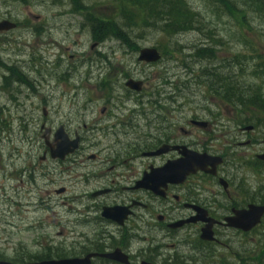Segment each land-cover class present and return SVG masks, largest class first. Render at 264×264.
I'll use <instances>...</instances> for the list:
<instances>
[{"label": "rangeland", "instance_id": "obj_1", "mask_svg": "<svg viewBox=\"0 0 264 264\" xmlns=\"http://www.w3.org/2000/svg\"><path fill=\"white\" fill-rule=\"evenodd\" d=\"M124 1L80 0L83 7H88L80 13L73 10L69 0H0V21L17 24L15 30L0 36L2 47H7L0 53V61L18 62L25 72L30 70L33 83L29 97L26 87L11 79L6 67L0 71V260L29 262L47 248L59 247L63 234L71 227L74 214L70 212L84 190L60 181L58 174L66 165L40 160L46 149L44 131H39L42 124L54 127V133L62 128L72 140L69 133L79 128L85 133L83 127L89 130L92 118L105 122L126 118L133 124L134 132L152 135L157 134L162 123L180 126L182 117L216 119L217 132L207 135L203 142L232 156L231 167L248 184L243 190H257L264 184V166L257 169L244 158L250 159L249 153L264 148V128L243 133L239 130L256 124L257 115L243 112L240 106L227 105L212 93V88L219 87L217 81L225 77L236 94L245 96V89L251 87L258 88L264 98V12L248 11L243 22L228 15L219 0H186L198 13L200 22L187 32L171 35L162 31L163 23L145 27L143 19L137 17L136 25L125 27L119 16ZM231 1L242 7L240 0ZM87 13L97 19L117 21L132 45L123 46L110 37L101 44L96 42L84 20ZM199 48L211 49L210 57H195ZM143 49H153L161 58L139 64ZM128 78L144 82L141 93L124 86ZM102 83L108 84L106 88L101 87ZM104 106L112 118L102 117L100 109ZM43 108L49 112L47 117L43 116ZM244 117L251 122L244 123ZM146 123H151V127H146ZM120 129L111 132L109 139L98 134L100 143H85L86 153L119 151L128 140ZM93 136L89 134L86 140ZM113 138L119 141L115 144ZM241 140H251L253 145L237 146ZM79 172L70 168L62 176L69 173L71 176L65 180L72 181ZM43 173H50L56 183L51 186L38 178ZM32 175L36 182L29 179ZM61 187L66 188L64 194L59 193ZM255 240L257 252L253 254L249 238H243L242 243L231 238V250L241 246L243 262L259 264L258 255L264 249V218ZM229 254L220 249L212 262L225 260L232 256ZM226 260L234 263L231 258ZM261 261L264 264V257Z\"/></svg>", "mask_w": 264, "mask_h": 264}, {"label": "flooded vegetation", "instance_id": "obj_2", "mask_svg": "<svg viewBox=\"0 0 264 264\" xmlns=\"http://www.w3.org/2000/svg\"><path fill=\"white\" fill-rule=\"evenodd\" d=\"M16 28L15 23V28L10 31ZM7 32L0 33V36ZM124 35L127 38L126 34ZM94 40L101 44L106 39L98 37ZM118 41L126 47L132 45L129 38ZM2 45L3 42L0 40V53L7 50L6 45L5 48ZM8 61L4 63L0 61V71L6 67L9 77L21 86H25L28 91L26 94L30 97L33 89L29 77L30 70L25 72L18 62ZM16 72L21 74L20 79L17 78ZM128 80L141 81V91L127 89L134 93L142 92L144 87L142 80L133 78ZM1 84L2 82L0 86ZM106 85L108 84L102 83L101 87L106 88ZM42 113L44 117L49 114L45 108L42 109ZM166 113L167 111L164 114ZM100 114L102 117L112 118L105 106L100 109ZM122 115H114V117ZM163 119L167 121L166 116ZM114 120L105 122L92 118L91 128L88 130L86 126L83 127L86 129L85 133L79 131L80 128L73 134L69 133L72 139L78 140V149L62 159L51 156L50 145L54 142L56 134L54 127L46 128L45 124L40 126L39 131L48 130L47 144L42 138L46 149L42 152L40 160L57 166L66 165L65 170L58 174L60 181L84 190L75 201L77 206L73 212H70L74 214V217L70 218L71 227L63 234L59 247L54 250L47 248L40 257L29 262L224 264L229 263L226 259L231 258L233 264H248L243 262L241 246L235 248V252L231 250L230 239L234 238L236 241L238 239L242 243L243 238H249L253 246L251 249L253 254L257 252L254 244L261 224L249 231H243L227 226V219L250 205L264 204L258 202V188L253 190L248 187L243 190L248 184L238 175L236 169L231 167L234 164L232 156L214 150L211 144L203 142L207 135L217 132L216 119L201 120L194 115L182 117L180 126L178 123H169L165 126L162 123L155 135L150 132L142 134L134 132L133 124L126 118ZM195 122L203 124L197 125ZM145 126L150 128L151 123H146ZM119 129L123 130L124 137L128 138L119 151L86 153L85 143H100L98 134L109 139L110 133ZM239 130L242 133L247 132L244 127H240ZM89 134L95 136L91 140H86ZM113 140L115 144L119 141L115 138ZM261 143L264 146V141ZM252 145L251 140H246L244 143L241 140L237 143V146L244 148ZM231 146L236 147V144L232 143ZM159 149H162V152L156 153ZM263 152L264 148L259 152L249 153L250 159L244 158L250 161L252 166H257V157ZM195 154L219 156L222 162L215 168L207 166L203 170H196L193 165ZM181 161L183 163L179 165ZM174 162L177 164H173ZM170 163L174 165V169L169 171L170 177L167 176L166 170L164 175L159 177L155 175L158 170ZM261 163L264 166V162ZM70 168L79 169L80 172L75 174L77 176L74 180L67 181L65 178L70 177L71 174L67 173L64 178L62 174ZM182 174L185 176L179 181V175ZM41 177L51 186L56 183L50 173L38 174V178ZM29 179L36 182L33 175ZM59 192L64 194L66 188L61 187ZM25 207L31 206L25 205ZM67 208L72 209L70 206ZM204 231L211 232L213 239H204L202 236ZM220 249L229 252L232 256L226 257L225 260L219 259L220 262H212L217 257L215 253ZM211 251L214 256L212 260Z\"/></svg>", "mask_w": 264, "mask_h": 264}, {"label": "trees", "instance_id": "obj_3", "mask_svg": "<svg viewBox=\"0 0 264 264\" xmlns=\"http://www.w3.org/2000/svg\"><path fill=\"white\" fill-rule=\"evenodd\" d=\"M21 3H27L28 0H16ZM59 0H53L57 2ZM73 5L74 11L86 10L88 7H83L80 0H69ZM231 0H219V3L224 7V11L228 15H233L242 19L244 22L246 12L250 11L255 13L264 12V0H240L243 4L242 7H237V4L234 1H231L236 4L233 5ZM231 3V4H230ZM232 5V6H231ZM243 8V9H242ZM134 12V14L132 12ZM84 20L91 29L93 38L107 39L108 37L114 38L117 40H126L124 33L120 26H118L117 21H107L94 18L90 14H85ZM120 18L123 20V23L126 24L125 27L134 26L137 23L134 21L135 18L143 19L142 24H145V27L154 26L155 22L163 23L162 31L175 35L180 32H187L191 30L195 25L199 24V15L198 13L190 7L186 0H125L120 5ZM211 49L208 48H199L195 52V57L198 58H209ZM255 58L259 59L258 54L254 53ZM264 59V57H263ZM259 67V66H258ZM17 78H21V74L17 73ZM231 81L227 78H222L217 81L219 87L218 89L212 88V93L216 98L220 99L222 102L231 106H240L243 108V112L251 113L252 115H257L254 120L256 124L255 127L264 128V98L261 97L258 88L253 90L251 87H248L246 90V95L243 93L236 94V90L231 86ZM252 90V91H250ZM255 118V116H254ZM252 121V123L254 122ZM244 123H250V120L243 118ZM257 169L263 167L260 161L256 160ZM263 186L258 187L259 197L258 202L264 204V184ZM262 257H264V249L261 248V252L258 255L257 261L259 264H262Z\"/></svg>", "mask_w": 264, "mask_h": 264}, {"label": "water", "instance_id": "obj_4", "mask_svg": "<svg viewBox=\"0 0 264 264\" xmlns=\"http://www.w3.org/2000/svg\"><path fill=\"white\" fill-rule=\"evenodd\" d=\"M14 27L15 25L10 23L9 21L4 20L0 22V32L11 30ZM159 58H160L159 54L153 49L152 50L143 49L142 51H140L139 61L151 63V62H155ZM126 86L136 91H139L141 89V83L135 82L133 80H129L126 83ZM195 123L198 125L203 124L200 122H195ZM249 128L250 127H248V129ZM47 135H48V130L45 131L43 136L46 144H47L46 141ZM54 145L56 146L55 149L52 148V146ZM77 146H78V140L75 139L73 141H69L66 135L63 133V129L61 128L59 131L56 132L55 140L50 145L51 156L52 158L62 159L66 155L73 153L77 148ZM161 152L162 149L158 150L156 153H161ZM194 156H195V163L193 165L196 170H203L207 166H211L212 168H215L217 165L221 163V159L219 157H210L206 154H201V155L195 154ZM258 159L264 161V153L259 155ZM182 163L183 162L181 161L179 165H181ZM185 163H187V160L185 161ZM171 164L172 163L168 164L163 169L158 170V172L155 173V175L158 177L164 175L165 174L164 172L166 170V174L168 173L167 176L170 177L171 174H169V171H171L172 168L174 169V165ZM173 164H177V162H174ZM196 170H194V172ZM190 171H192V168ZM184 176H185L184 174L179 175V179H180L179 181H181L184 178ZM174 178H176V176H174ZM263 215H264V206L250 205L247 209L237 211L234 217L227 219V226L242 229L243 231H249L251 228L255 227L260 223ZM202 236L206 240L213 239L211 232L209 231H204ZM0 264H12V263L0 261ZM26 264H76V263H71L69 261H43L40 263H26Z\"/></svg>", "mask_w": 264, "mask_h": 264}, {"label": "bare ground", "instance_id": "obj_5", "mask_svg": "<svg viewBox=\"0 0 264 264\" xmlns=\"http://www.w3.org/2000/svg\"><path fill=\"white\" fill-rule=\"evenodd\" d=\"M140 62V61H139ZM143 63V62H142Z\"/></svg>", "mask_w": 264, "mask_h": 264}]
</instances>
